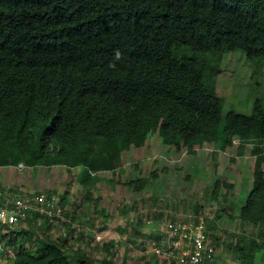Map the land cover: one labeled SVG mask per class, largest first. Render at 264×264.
Segmentation results:
<instances>
[{"label":"trees","instance_id":"trees-1","mask_svg":"<svg viewBox=\"0 0 264 264\" xmlns=\"http://www.w3.org/2000/svg\"><path fill=\"white\" fill-rule=\"evenodd\" d=\"M236 52L252 76L262 75L264 0H0V168L63 169L94 215L100 208L107 222L96 185L105 173L122 174L125 154L147 147L149 136L156 134L168 153L195 156L211 149L215 161L234 148L232 164L249 151L248 191L214 175L195 195L214 205L216 219L225 215L251 228L228 235L227 251L238 264H264V107L256 99L249 115H223L216 91L223 56ZM153 157L144 176L106 183L142 192L160 176L153 168L160 156ZM65 195L59 204L67 217ZM137 204L118 209L128 217L123 234L132 227L125 241L146 229L145 220L129 216ZM203 208L201 202L194 209ZM68 218L62 223L67 230L74 214ZM91 219L97 226L99 216ZM176 222L148 232L153 248H164L162 230ZM58 223L29 214L24 225H0L6 229L0 252L10 253L8 264H114L89 255L69 233L49 238ZM114 243L102 245L106 255ZM192 246L184 243L181 250ZM207 247L201 264L214 258Z\"/></svg>","mask_w":264,"mask_h":264},{"label":"rangeland","instance_id":"rangeland-1","mask_svg":"<svg viewBox=\"0 0 264 264\" xmlns=\"http://www.w3.org/2000/svg\"><path fill=\"white\" fill-rule=\"evenodd\" d=\"M216 91L217 95L223 98V115L229 111L249 115L256 99H259L264 107V69L262 75L252 76L251 65L243 54L238 52L226 54L220 62ZM150 140L152 143L149 142ZM159 140L156 134L152 137L149 136V146L147 145L140 152L126 153L123 162L124 172L119 176L111 173L101 175L103 180L96 185V188L102 197L100 205L104 206L105 214L109 218L107 222L104 221L100 208L94 215L93 208L86 205V201L76 189L79 187L78 182L74 177L67 175L63 169H56L50 174L40 168L35 170H22L14 167L0 168V186L5 183L1 179L5 174L7 176L6 188L32 197H49L55 200L59 208H61L59 200L67 192V196L65 195L67 197L66 204L62 207L68 216L74 214L73 224L67 230L66 225H62V223L69 224V218L62 216L63 219L61 218L62 221H59L58 227L48 230V237L56 240L62 234L69 233V238H77V240L75 239L76 246L81 243L83 249L97 259L107 257L114 264H180L179 258L176 259L177 261H173L168 257L166 260H162L161 257L158 259L153 257L151 249H153L156 240H149L148 232H157L163 224L173 218L179 221L204 217L208 227L205 226L204 231L207 228V231L210 232L209 235L214 237L212 240V237L207 236V232H205V251L208 246L210 255L211 257L214 255V258L212 257L211 261L204 264H238L234 254L227 251L226 244L230 241L228 235L234 231L243 230L249 233L251 228L248 225L241 227L237 221L229 223L228 217L225 215L216 219L214 205L208 204L206 198L200 197V201L195 194L199 196L203 194L204 189L212 185L214 175H220L219 178L223 181L240 184L242 192L248 191L251 186L253 168V159L250 157L249 151H246L244 157L232 164L230 158L233 160L234 148L230 152L221 153L215 161L212 160L211 149L207 148L205 152L201 151L195 156L185 154L184 150L178 154L168 153V147L161 141L159 143ZM155 154H159L160 159L157 160L158 165L153 168L160 176L157 180L151 181L142 192L136 194L130 187L120 185L112 187L106 183V180L111 178L127 182L144 176L149 169L150 162L154 160L153 155ZM135 161H137L136 165L133 163ZM163 167L165 172L162 171ZM133 202H138L137 209L129 216L134 220L137 217L145 220L146 229L136 235V241H125V235H131L132 227L129 226L123 234V223L128 217H124L118 209L121 205H130ZM201 202L204 204V208L196 212L195 205ZM77 206L78 208H76ZM92 214L99 216L97 226L90 224L91 218H94V216L91 217ZM23 225L19 227L22 228ZM5 230L0 228V233H5ZM109 241L115 243L106 255L107 252L103 251L102 245ZM185 252L188 253V251ZM9 254H5L1 250L0 264H8Z\"/></svg>","mask_w":264,"mask_h":264},{"label":"built area","instance_id":"built-area-1","mask_svg":"<svg viewBox=\"0 0 264 264\" xmlns=\"http://www.w3.org/2000/svg\"><path fill=\"white\" fill-rule=\"evenodd\" d=\"M16 168L24 169L22 164ZM29 214L48 218L51 223L63 219L62 211L54 199L32 197L10 188L0 187V225L24 224ZM204 225L202 218H198L197 221L179 220L174 224H166V228L162 230L163 239L159 244L164 245V248L155 245L153 252L163 259L175 257L179 258L180 262L185 260L187 264L203 263L206 242ZM184 243H192L193 246L191 249L181 250V245Z\"/></svg>","mask_w":264,"mask_h":264},{"label":"crops","instance_id":"crops-1","mask_svg":"<svg viewBox=\"0 0 264 264\" xmlns=\"http://www.w3.org/2000/svg\"><path fill=\"white\" fill-rule=\"evenodd\" d=\"M10 168H12V167H10ZM6 177H7V176H5V174H3L2 177H1L2 181H5L4 185L1 184V186H0V187H2V188H6V187H5V184H6Z\"/></svg>","mask_w":264,"mask_h":264},{"label":"clouds","instance_id":"clouds-1","mask_svg":"<svg viewBox=\"0 0 264 264\" xmlns=\"http://www.w3.org/2000/svg\"><path fill=\"white\" fill-rule=\"evenodd\" d=\"M117 56H119V53H117Z\"/></svg>","mask_w":264,"mask_h":264}]
</instances>
